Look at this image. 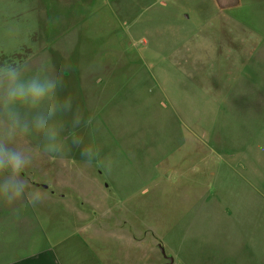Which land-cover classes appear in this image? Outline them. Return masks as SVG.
I'll return each instance as SVG.
<instances>
[{"label": "rangeland", "instance_id": "374dc122", "mask_svg": "<svg viewBox=\"0 0 264 264\" xmlns=\"http://www.w3.org/2000/svg\"><path fill=\"white\" fill-rule=\"evenodd\" d=\"M6 63L56 79L57 96L12 109L28 131L17 129L8 147L31 158L22 173L29 187L11 203L0 197V208L25 212L19 203L31 200L46 236L92 242L95 264H225L221 247L229 264L241 262L234 238L248 231L245 221L206 204L231 195L236 208L235 194H247L255 241L264 0H0ZM41 116L55 141L37 131ZM9 124L0 103V136ZM88 147L91 165L80 155Z\"/></svg>", "mask_w": 264, "mask_h": 264}, {"label": "crops", "instance_id": "0c3cea01", "mask_svg": "<svg viewBox=\"0 0 264 264\" xmlns=\"http://www.w3.org/2000/svg\"><path fill=\"white\" fill-rule=\"evenodd\" d=\"M96 71L101 74L107 73L105 68ZM90 83L91 82L88 80L84 83L88 91H90ZM98 92L100 91L95 93L96 97L99 95L102 97L103 95H108L103 92L98 94ZM90 95H92V93ZM73 183L74 185L76 183L74 179ZM76 189L75 186V191ZM247 196L248 195H245V193L235 194L237 202L240 200V205H237L236 208H233L230 204L232 200L231 195L221 197L215 196L214 194L212 202L206 204V206H209V211H222V209H225L227 212H223V214L228 216L227 218L231 216L237 217V223H239V221L244 223L245 221V227L248 228V231H237V233L240 234L234 238L236 241L240 242V246L236 248V256L240 258L241 262L238 261L236 262L237 264H245V256L251 260H258L264 255V197L261 196L260 198L259 225L255 226L256 229L254 231L256 239L255 241H250L249 235L253 233V214L252 212L250 213V220L247 222L248 217H245ZM225 198L228 200H225ZM251 198L252 194H250V199ZM19 206L26 208L25 212L24 210L20 211L18 208H12L10 210L8 204H3L0 208V213L3 214V217L0 215V217H2L0 218V264H95V254L93 252L95 250L92 242H74L66 239H56L55 236L50 238L45 234V225L40 217L35 212H31V214L28 212L27 208L29 203L27 201L24 202V204L19 203ZM256 216L258 217V215ZM222 223H224V221ZM220 238L225 239V233L222 234ZM221 248V255L223 254L225 259L224 263L229 264L231 258L225 255V247ZM242 248L245 250L244 257L240 255V249ZM257 248H260V257L259 254L255 253V249ZM99 259L101 260L100 262L103 263L102 254ZM259 261L261 264H264L262 259Z\"/></svg>", "mask_w": 264, "mask_h": 264}, {"label": "clouds", "instance_id": "9594fccd", "mask_svg": "<svg viewBox=\"0 0 264 264\" xmlns=\"http://www.w3.org/2000/svg\"><path fill=\"white\" fill-rule=\"evenodd\" d=\"M61 84H63L62 80ZM56 96V79L47 76L41 77L38 73H33L29 65H14L12 63L0 65V103H2L10 121L3 136H0V197L6 198L9 203L25 195L29 184L23 179L22 173L31 164L30 157H26L15 148L8 147V144L14 141L17 129L25 133L28 131L27 124L22 125L12 109L16 106L37 108ZM71 101L72 97L69 95L63 107L70 109ZM54 114L55 106L53 105L49 109L48 115ZM35 127L37 131L47 128L49 140H56L57 133L54 128L48 126L45 117H38ZM74 142L79 143V141ZM80 155L86 157L87 164H92L93 150L91 147L82 149ZM29 203L33 202L30 200Z\"/></svg>", "mask_w": 264, "mask_h": 264}, {"label": "water", "instance_id": "95a60500", "mask_svg": "<svg viewBox=\"0 0 264 264\" xmlns=\"http://www.w3.org/2000/svg\"><path fill=\"white\" fill-rule=\"evenodd\" d=\"M166 177H167V178H170V173H168V174L166 175ZM171 261H173V260H171Z\"/></svg>", "mask_w": 264, "mask_h": 264}]
</instances>
